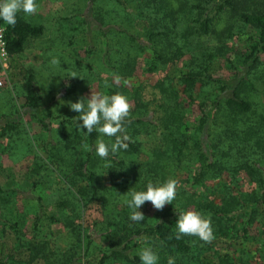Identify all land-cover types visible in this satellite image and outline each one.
Wrapping results in <instances>:
<instances>
[{"label":"rangeland","instance_id":"obj_1","mask_svg":"<svg viewBox=\"0 0 264 264\" xmlns=\"http://www.w3.org/2000/svg\"><path fill=\"white\" fill-rule=\"evenodd\" d=\"M175 1L167 0V3L174 9L178 5ZM145 2L146 0H36L39 5L36 14L25 16L20 12L17 15L31 26H41L42 30L37 36H28L22 50L9 55L4 66L0 62V219L16 224L13 231L7 224L2 226L0 221V260L11 251L18 238L27 241L34 236L31 222L38 208L37 198L41 199L42 205L49 212L54 211V204L66 197V186L60 181L59 172L67 173L71 165L83 159L86 151L84 145H88L85 133L87 130L77 132L74 117L79 113L71 110L68 102L74 103L80 97L88 98L91 91L105 94L121 92L129 98L132 105L129 118L149 119L151 123H148L146 129L143 128L144 125L139 128L141 124L126 129L131 133V141L138 143L140 155L120 151L116 154L117 158L126 162H138L148 157L150 150L158 146L159 133L156 126L160 127L162 123L164 125L161 120L164 94L159 90L158 83L166 77H175L177 67L181 62L188 61L190 55L186 53L180 57L177 65L167 61L150 66L152 53L142 29L145 25L144 15L152 8ZM240 10L238 8L233 15L227 9L215 15L213 11H208V16L212 17L208 34H190L188 37L191 55L198 56L204 49L214 51L223 48V51L213 54L206 61V76L217 80V83H206L204 90L209 95L217 93L223 84L226 88L219 93L220 97L230 95L232 85L246 67L243 61H252L247 57L251 47L247 37L255 38L256 32L237 16ZM54 57L59 60V64L51 63ZM263 61L264 56L258 54L260 64L249 75L251 87L241 94L255 108L253 112L258 114L264 113ZM197 63L202 66L205 61L197 60ZM191 68L196 69L197 66L191 65ZM73 73L76 77H71ZM28 76L33 81L37 96L38 104L33 109H29L25 102L23 84ZM65 88H72V92L65 93ZM180 97L183 98L181 95ZM200 101L205 103L204 111L210 119L214 111L210 99ZM186 115L189 133L194 135L195 132L198 139L217 131L216 126L208 124L202 127V131L196 130L198 113L194 104L186 106ZM64 119L74 122L67 123ZM133 128L137 130L131 131ZM98 135L97 132L95 141ZM246 137L240 138L241 143L246 141ZM206 139L208 140L207 136ZM251 140H254V136H251ZM53 144L61 147L52 148ZM187 144L191 145L192 140L188 138ZM92 155L94 157V153ZM91 159L98 183L103 182L114 189L107 188L105 208L90 203L82 210L78 222L82 226L83 235L81 242L75 244V249L83 253L86 234L92 235V243L85 256L79 259V264H99L97 258L102 251L118 247L112 245L115 229L97 231L103 226V214L114 210L108 203L111 202L110 196L118 195V205L123 207L128 197L123 195L128 192L127 187L117 189L110 184L124 174L125 168L110 165L99 157ZM188 170L189 168L176 171L174 175L185 187L191 184L190 180L184 182ZM205 185L215 197L225 189L244 193L253 186L241 173L222 175L220 180ZM261 209V214L257 217L259 223L251 226L248 234H254L257 228L264 230V205ZM153 210L155 209L150 202L138 209L144 215ZM41 223L37 239H48L63 248L65 241L70 238L66 230L58 224L47 225L45 220ZM214 241H217L214 248L219 253L227 251L235 264H259L263 261L262 247L257 242V236L254 240L242 242L236 240L231 243L220 238ZM221 241L224 243L220 244ZM147 242L148 239L144 237L133 239L128 244L130 248L124 250L129 261L108 260L105 264H140L139 252L144 246H148ZM26 254L27 252L15 255V259L22 260ZM183 262L186 263V260Z\"/></svg>","mask_w":264,"mask_h":264},{"label":"trees","instance_id":"obj_2","mask_svg":"<svg viewBox=\"0 0 264 264\" xmlns=\"http://www.w3.org/2000/svg\"><path fill=\"white\" fill-rule=\"evenodd\" d=\"M175 2L178 5L174 9L167 0L145 2L152 8L144 15L145 25L142 29L149 44L148 49L152 53L150 66L167 61L174 64L184 54L190 55L188 61L181 62L177 67L175 77H166L158 83L159 90L164 94L161 118L164 125L162 123V126H156L159 133L158 146L150 150L148 157L138 162H126L111 153L107 159H101L94 152L97 132L94 130L91 134H87V142L91 150L86 149L83 159L71 165L67 173L59 172L60 181L66 186V197L60 198L53 206L54 211L51 212L42 205L41 199L37 198L38 208L31 222L34 236L27 241L18 238L11 251L4 254V258L2 256L0 264H79V259L85 256L86 250L92 243V235L86 234L83 253L75 249V244L81 242L83 235L82 226L78 222L82 210L90 203L105 208L107 202L104 197L108 192L107 188L114 189L113 186L103 182L98 183L96 180L91 159L95 157L110 165L116 164L125 168L124 174L117 177L115 183H110L117 189L127 187L128 190L130 188L137 191L146 190L149 181L162 183L168 178L175 179V172L186 168L189 170L185 173L187 177L184 182L190 180L191 183L190 186L185 187L181 185L179 179H176L179 181V187L172 204L165 205L163 210L155 209L146 213L145 219L139 223L130 220L132 210L125 202L123 204L125 207L118 205V195L110 196L111 202L108 203L114 210L103 214V226L97 232L115 229L116 235L112 245L118 247L102 251L97 263L105 264L108 260L129 261L124 250L130 248L128 244L133 239L144 237L148 239V246L156 248L155 252L159 257L157 264H168L170 257L174 259L175 264H235L229 258L227 251L219 253L214 248L217 243L214 240L220 238L232 243L236 240L241 242L254 240L257 236V242L263 252V261L259 264H264V230L257 228L254 234H248L252 229L251 226L256 222L259 223L257 217L261 214V207L264 205V113L253 112L255 108L241 95L251 87L249 75L260 64L258 54L264 56V0H176ZM238 8L241 10L237 16L256 32L255 38L247 37L251 42L247 57L252 61L249 63L243 61L246 67L241 70L242 75L236 78L230 95L220 97L219 93L226 88L224 84L220 85L217 93L212 92L214 95H209V92L204 90L206 83L211 81L217 83V80L206 76L205 72L208 68L206 61L213 54L223 51V48L214 51L204 49L198 56L191 55L188 37L190 34H208L212 22L208 11H213L215 15L227 9L233 15ZM0 25L3 27L8 55L19 53L26 38L37 36L42 30L41 26H31L18 17L14 27L6 25L3 20H0ZM197 60L205 61L204 65L200 66ZM191 65L197 68H191ZM23 88L26 106L29 109L35 108L38 104L37 96L30 76L25 80ZM70 92L72 88H65V93ZM203 99L204 101L210 99L209 102L213 105L214 111L210 119L204 111L205 103L200 101ZM191 104H194L198 113L196 130L202 131V127L207 124L216 126V132L207 133L208 140L204 135L198 139V134L189 133L186 106ZM64 121L74 122L68 119ZM148 123H151L149 119L131 117L127 119L125 127L127 129L135 124H141L139 128L144 125L143 128L146 129ZM152 124L151 126H154ZM136 130L137 128L131 129V131ZM127 134L130 136V131H127ZM245 136H247L246 141L241 143L240 138ZM251 136H254L253 141ZM188 138L192 140L191 145L187 144ZM59 147L61 146L52 145V148ZM123 152L135 155L141 153L138 143L132 141L128 150ZM238 173L243 174L246 181L253 185L248 192L235 193L225 189L222 194L215 197L209 189H206V183L216 182L222 175L232 176ZM186 210L211 214L215 236L211 243L205 244L194 236L176 238L175 224L178 215ZM43 220L48 223L47 225L58 224L70 235L63 248L54 245L48 239H37L36 234H39L38 229L42 226ZM0 221L2 226L7 224L12 230L16 227L15 223L6 219ZM95 230L96 225H94ZM223 243L224 241H221L220 244ZM25 252H27L26 257L22 260L15 259V255ZM183 260H186V263Z\"/></svg>","mask_w":264,"mask_h":264},{"label":"clouds","instance_id":"obj_3","mask_svg":"<svg viewBox=\"0 0 264 264\" xmlns=\"http://www.w3.org/2000/svg\"><path fill=\"white\" fill-rule=\"evenodd\" d=\"M38 8L36 0H0V20L14 27L20 12L25 16H31L37 13ZM51 63L57 65L59 60L54 57ZM71 77H76L75 73ZM68 106L79 113L74 117L77 132L86 129V134H91L94 130L99 133L95 141V152L101 159H107L110 153L114 156L121 150H128L131 138L127 134L125 123L130 117L132 105L126 95L121 92L105 94L91 91L88 98L80 97L74 103L68 102ZM105 137L109 139L106 140ZM84 146L91 150L87 144ZM178 187V180L168 178L162 183L149 181L146 190L137 191L130 188L126 194H123L130 197L125 201L132 210L130 220L139 223L145 219L144 214L138 211L145 202H150L158 211L163 210L165 205L172 204L176 199ZM175 225L177 239L181 236H194L207 244L215 238L211 214H203L197 210L182 211ZM158 259L157 253L151 246H144L139 252L140 264H157ZM168 264H175L174 259L170 257Z\"/></svg>","mask_w":264,"mask_h":264},{"label":"built area","instance_id":"obj_4","mask_svg":"<svg viewBox=\"0 0 264 264\" xmlns=\"http://www.w3.org/2000/svg\"><path fill=\"white\" fill-rule=\"evenodd\" d=\"M8 53L6 50V44H5V39H4V34H3V27L0 25V62L4 66L7 59H8ZM0 81V85H1Z\"/></svg>","mask_w":264,"mask_h":264}]
</instances>
